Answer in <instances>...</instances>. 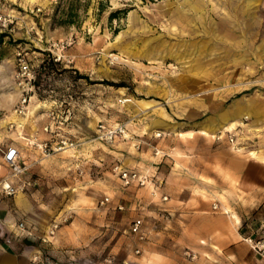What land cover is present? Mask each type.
<instances>
[{"label":"rangeland","instance_id":"rangeland-1","mask_svg":"<svg viewBox=\"0 0 264 264\" xmlns=\"http://www.w3.org/2000/svg\"><path fill=\"white\" fill-rule=\"evenodd\" d=\"M69 1L0 0V179L11 175L3 155L14 144L28 169L12 179L31 182L0 194V249L18 264H264L253 248L264 237V194L232 172L237 159L257 158L264 125L248 113L215 136L178 133L236 101L264 113V0H87L78 25L60 24ZM19 52L36 74L25 114L16 111L26 94ZM101 123H126L128 136L101 140ZM61 137L79 145L56 151ZM191 143L232 166L212 170L217 181L200 177L192 168L202 162L175 160ZM116 164L147 173L148 185L124 186ZM188 193L221 208L196 222ZM138 217L143 238L131 231Z\"/></svg>","mask_w":264,"mask_h":264},{"label":"crops","instance_id":"crops-1","mask_svg":"<svg viewBox=\"0 0 264 264\" xmlns=\"http://www.w3.org/2000/svg\"><path fill=\"white\" fill-rule=\"evenodd\" d=\"M248 113L250 115H253L251 124L261 125V126L264 125V113L258 114L255 108V105L252 101L247 102V103L244 101H236L235 103L232 104L230 108H228L227 110L223 111L222 113L216 116H211V118L208 117L194 124L188 123L187 128H184L183 130H179L178 133L180 132V134L181 133L187 134L186 136L190 138L194 137L193 131H200L206 135L215 136L214 133H216L217 131H223V128L228 129V130L232 129V127H234L235 122H238V121L243 122L241 120L242 117L243 116L245 117V115H248L249 117ZM158 124L161 125V122H156V125ZM169 125L174 126L172 123H169ZM188 133H191V135H189ZM253 152L257 154L256 155L257 158L252 159L250 157V158L237 159L238 166L237 168L232 167L234 168L232 172H234L236 176L240 177V179L247 178V180H249L251 183H254L256 186L261 187L259 188L260 191L259 190L255 191V195L259 197L260 195L264 194V184L259 185L257 183L264 182V175L258 174L256 172H250V170L252 169L258 170L260 171V173L264 171V161H262L264 160V146L263 147L255 146ZM183 154L185 156L182 159L175 158V160L183 161V165L185 166H187L191 162H197V161L202 162V165L200 166V170L198 168H192L193 171L198 172L200 177L206 176L208 179H212L216 181L219 180V178L213 177L212 172H211L212 170L219 169L220 165L221 167L232 166L230 163L232 161L228 162L229 163L228 165L224 164L223 161L219 162L217 153L210 154V155L201 153L199 151V148H197V143H191L190 147L186 148ZM187 173L188 172L185 173L181 171L180 175H186ZM165 174L167 178L169 179L178 175L177 171L174 172L172 170L167 171ZM187 192H192V191H190L189 189V191ZM188 194H189V198L185 200L188 202L187 204H189L190 206L192 205L196 206V209L198 207L199 212H197V214L193 212V217H191L196 222L197 221L201 222V221L210 219V217L208 216H202V212H208L209 209L213 207L214 204L218 205V209L221 208L218 202H213L211 206L209 202L203 201L200 197L194 196L192 193H188ZM211 216H212L211 217L212 219L218 218V216L214 214ZM216 230H219V228L216 227ZM213 232H214V228L212 229L211 227L208 233H213ZM217 237H219V235ZM216 242H217L216 244H220V245L222 244L218 241V239L216 240ZM0 264H18V256L12 254L11 252L0 249Z\"/></svg>","mask_w":264,"mask_h":264},{"label":"built area","instance_id":"built-area-1","mask_svg":"<svg viewBox=\"0 0 264 264\" xmlns=\"http://www.w3.org/2000/svg\"><path fill=\"white\" fill-rule=\"evenodd\" d=\"M1 20V18H0ZM17 61H18V72H17V78L20 80V84L23 85V91L26 93L24 94V97L21 100L20 105L16 109V111L20 114H25L28 108L27 101L28 97L27 94L34 88L35 82H36V74L35 71L32 69L31 65L27 61L24 54L21 52L17 55ZM127 125L126 123H118L114 127H108L105 124L101 123L99 125V131H98V138L101 140H104L106 142H113L118 137L121 136H128L127 132ZM45 130H49V126L45 127ZM162 135L161 132L155 133L154 137H160ZM230 140H234V135H230ZM143 144V140L137 138L134 141V147L136 149H140ZM79 143L73 139L61 137L54 147V150H62V149H75ZM48 143L45 142L43 144L44 148H47ZM160 150L157 149L156 153H159ZM4 163L7 165V167L10 169V176L5 177L3 179H0V194L6 195V196H14L16 195L20 190H23L26 184L30 185L31 182H23L18 183L15 180H13V177H19L21 174L25 173L28 167L22 163L21 160V151L20 149L14 145L10 144L7 146L4 155H3ZM114 171L118 175L119 179L122 181L124 186H130V185H137V186H147L150 181V176L136 168H128L124 167L123 165L116 164L114 166ZM11 177V178H10ZM164 199L167 198V196L163 197ZM106 201H109V197H105L101 203L104 204ZM214 209L218 208L217 204L213 205ZM119 208H123L122 205H119ZM60 222L55 221L51 224L49 229L47 230L46 236L43 237V240L45 242H52V239L54 238L58 228H59ZM142 225H143V219L141 217H138L134 219L132 225H131V231L135 234L140 235L141 238H143L142 234ZM17 228L19 231H27V226L24 221H20L17 225ZM28 234H32L31 231H28ZM253 248L257 251H263L264 252V237H261L253 242ZM140 250L137 249V253H139ZM37 256H35L34 260H37Z\"/></svg>","mask_w":264,"mask_h":264},{"label":"trees","instance_id":"trees-1","mask_svg":"<svg viewBox=\"0 0 264 264\" xmlns=\"http://www.w3.org/2000/svg\"><path fill=\"white\" fill-rule=\"evenodd\" d=\"M87 0H70L66 9H63V15L60 18V24H71V25H78L80 22V15H79V8L81 6L86 5ZM116 13H113L112 16H115ZM6 36L5 33L0 34V43L4 40ZM80 78H85V75H78ZM116 84V83H110Z\"/></svg>","mask_w":264,"mask_h":264},{"label":"bare ground","instance_id":"bare-ground-1","mask_svg":"<svg viewBox=\"0 0 264 264\" xmlns=\"http://www.w3.org/2000/svg\"><path fill=\"white\" fill-rule=\"evenodd\" d=\"M31 112H32V111H31ZM27 113H28V112H27ZM13 115H14V114H13ZM30 115H32V114H30ZM30 115H29V118L31 117ZM188 134L191 135V133H188Z\"/></svg>","mask_w":264,"mask_h":264}]
</instances>
